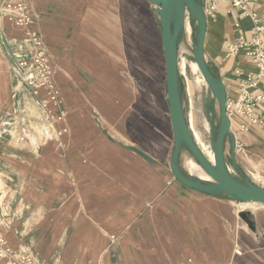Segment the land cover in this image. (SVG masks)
I'll list each match as a JSON object with an SVG mask.
<instances>
[{
  "label": "crops",
  "instance_id": "0c3cea01",
  "mask_svg": "<svg viewBox=\"0 0 264 264\" xmlns=\"http://www.w3.org/2000/svg\"><path fill=\"white\" fill-rule=\"evenodd\" d=\"M34 6L36 29L63 71L72 60L73 74H79L74 96L89 110L74 116L68 178L65 167L57 170L60 164L51 161L57 137L52 108L42 106L46 94L36 95L15 73L13 79L12 70L25 55L24 33L0 17V235L8 246L32 254L40 264H264V206L248 208L252 232L239 217V202L175 180L167 75L163 87L153 84L131 104L113 100L106 86L91 82L97 77L94 59L121 65L119 59L143 58L140 9L153 12L152 59L159 66L163 47L153 6L147 0H35ZM254 14L264 26V0H251L245 11L222 2L208 20L206 57L234 100L242 78L258 68L244 53L226 58V51L240 37L253 35ZM129 28L136 34L129 35ZM101 41L106 50L98 46ZM123 43L126 55L118 51ZM113 44L114 51L108 50ZM129 105L142 108L136 120L124 113L111 119L101 109ZM233 128L246 148V155H237L244 169L253 181L264 178V125L247 132L236 123ZM182 166L188 170L184 161Z\"/></svg>",
  "mask_w": 264,
  "mask_h": 264
},
{
  "label": "water",
  "instance_id": "95a60500",
  "mask_svg": "<svg viewBox=\"0 0 264 264\" xmlns=\"http://www.w3.org/2000/svg\"><path fill=\"white\" fill-rule=\"evenodd\" d=\"M155 7L161 27L167 75V99L174 134L175 148L170 159V170L182 186L196 192L245 204L264 206V186L257 184L244 169L236 155L231 121L227 113V88L218 72L210 65L205 53L208 20L203 0H147ZM191 32V43L187 30ZM185 53L198 67L214 105L212 161L197 145L187 117L186 86L180 68V55ZM188 170L202 171L208 180ZM230 163V166L229 164ZM195 178V179H193ZM241 220L256 231L249 211H241Z\"/></svg>",
  "mask_w": 264,
  "mask_h": 264
},
{
  "label": "rangeland",
  "instance_id": "374dc122",
  "mask_svg": "<svg viewBox=\"0 0 264 264\" xmlns=\"http://www.w3.org/2000/svg\"><path fill=\"white\" fill-rule=\"evenodd\" d=\"M153 8L155 10L154 6ZM139 17L143 21V24L140 29L142 31L143 44L139 48V51L141 52L143 58L122 60L119 59L118 61L121 63V65H117L116 63L111 64L110 61L105 62L104 60L100 59H94L92 60V63H90L91 70L93 71V76H97L93 77V80L91 82L98 86H106L113 100L117 98V100H123L125 102L129 101V104L133 102V99L141 98L142 94L146 95L147 90L152 89L153 84H155L154 88L156 87L157 83L163 87L165 81L164 78L166 75V63L163 48L161 49V58L159 66L157 59H152L153 54H155L156 56V46L155 48L153 46L152 34L150 31L149 24L150 18L152 19L153 17V12L147 11L146 9H140ZM156 18L158 19L157 15ZM135 34L136 30L134 28H129V35ZM101 38L102 37H99L100 40ZM187 39L188 42L191 43V32L189 29L187 30ZM52 45L53 50L50 52L52 53V55H55L57 53L56 44L54 43ZM121 45L123 48H119L118 51L123 50L126 55L127 44L123 43ZM125 45L126 47L124 48ZM98 46L106 50V45L104 44V42L101 41L100 43H98ZM65 49L66 50L64 54H70L71 47L68 46ZM108 50L114 51V44L113 49L108 47ZM193 64L195 65L193 59H191L185 53H181L180 68L186 86L187 117L189 120L190 129L197 145L204 152V154L212 161L213 154L211 142L213 138L215 120L214 105L207 85L203 81L200 74L194 69ZM53 69L55 82L64 100V107L60 109L54 106L52 102H48V106H51L53 115L57 120L56 123L51 121L52 126L55 127L53 129L56 133L57 138L55 139L54 145L52 146L54 150L49 152H51L50 157L51 161L55 164L54 166L56 167V163L60 164L59 167L57 166V170L65 167L63 169L66 171V176L68 178H71L74 143V116L76 115L78 119L79 112L81 111L87 113L89 107L79 106V98L78 96H76V94L74 96V88L76 86H79V74L77 70V73L74 76L72 60H68V64H66V69L65 71H63L62 61L58 60L54 56ZM13 73H15V75L21 78V72L19 70V67L16 68L14 71L12 70V75L14 79ZM80 75L82 79L84 78V76H86L83 72H81ZM89 79L90 77L88 75L87 80ZM16 81L17 80L14 79V82ZM43 92L46 94L45 91ZM76 93L78 94V91ZM88 98L89 97L86 96L85 99L88 100ZM46 100L48 101V97ZM101 109L108 116H110L111 119H114L115 116H119L121 113H124L125 116L129 117L130 121L136 120V116L140 114L142 110V108H138L132 105H129V107L103 106ZM62 111L66 114V116L63 118V120H59L58 118L61 116ZM241 159L245 162L243 157H241ZM145 160L148 161L147 158ZM130 161H134L131 158V153ZM194 174L204 180H208V177L206 176H200L196 173ZM253 206L258 207L260 205ZM241 208L244 211L251 210L248 209L249 207L245 204H242Z\"/></svg>",
  "mask_w": 264,
  "mask_h": 264
},
{
  "label": "built area",
  "instance_id": "2783aa9c",
  "mask_svg": "<svg viewBox=\"0 0 264 264\" xmlns=\"http://www.w3.org/2000/svg\"><path fill=\"white\" fill-rule=\"evenodd\" d=\"M222 2H228L233 8L247 10L251 0H203V10L207 20L217 16V7ZM35 0H4L0 8V17L5 18L12 26L23 31V43L26 47L25 55L19 64L23 83L31 88L36 95L45 91L48 101L42 103L47 109L48 102L58 108L64 107L62 94L54 79L53 57L48 51L46 42L36 29L38 14L34 6ZM255 24L253 35L240 37L230 44L226 51V58L244 53L257 66L255 75L243 77L236 100L228 98L227 113L231 121V132L234 136L236 155H246L243 142L237 138L233 125L236 123L240 132H247L253 127L264 125V26L257 15H252ZM263 34V35H262ZM66 114L62 111L59 120ZM54 123L55 116L51 117ZM254 181L264 186V178L256 176ZM242 204H239V210ZM0 259L7 260L9 264H40L35 257L26 252H16L11 249L5 239L0 235ZM187 264H192L190 261Z\"/></svg>",
  "mask_w": 264,
  "mask_h": 264
},
{
  "label": "bare ground",
  "instance_id": "6f19581e",
  "mask_svg": "<svg viewBox=\"0 0 264 264\" xmlns=\"http://www.w3.org/2000/svg\"><path fill=\"white\" fill-rule=\"evenodd\" d=\"M193 66H194V69L198 72V67H197V65L195 64H193ZM201 142H202V140H201ZM203 142H204V140H203ZM211 154V153H210ZM191 170L194 172V173H196V174H198V175H200V176H206L202 171H200V170H198V169H196V168H194V167H192L191 168ZM207 177V176H206ZM240 254V253H239Z\"/></svg>",
  "mask_w": 264,
  "mask_h": 264
},
{
  "label": "trees",
  "instance_id": "16d2710c",
  "mask_svg": "<svg viewBox=\"0 0 264 264\" xmlns=\"http://www.w3.org/2000/svg\"><path fill=\"white\" fill-rule=\"evenodd\" d=\"M229 164V166H230V163H228ZM193 179H195V178H193ZM219 198V197H218ZM222 199H224V198H222Z\"/></svg>",
  "mask_w": 264,
  "mask_h": 264
}]
</instances>
